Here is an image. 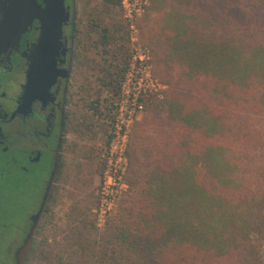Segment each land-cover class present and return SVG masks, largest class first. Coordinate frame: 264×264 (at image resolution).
<instances>
[{
    "label": "trees",
    "instance_id": "16d2710c",
    "mask_svg": "<svg viewBox=\"0 0 264 264\" xmlns=\"http://www.w3.org/2000/svg\"><path fill=\"white\" fill-rule=\"evenodd\" d=\"M150 2L168 90L131 135L132 192L55 264H264V0Z\"/></svg>",
    "mask_w": 264,
    "mask_h": 264
},
{
    "label": "rangeland",
    "instance_id": "374dc122",
    "mask_svg": "<svg viewBox=\"0 0 264 264\" xmlns=\"http://www.w3.org/2000/svg\"><path fill=\"white\" fill-rule=\"evenodd\" d=\"M71 2L79 45V63L82 66L80 69L82 127L78 131L73 129L68 132L61 154L60 173L58 177L57 173L54 175L48 201L35 236L22 253V264H55L56 244L64 248L70 228L78 226L80 219L86 218L98 232L105 230L122 200L132 192L131 160L137 162V159L129 156V145L136 124L147 116L146 101L152 95L163 99L168 90V85L159 75L162 63L156 52L158 54L161 52L154 48L151 39L150 28L154 15L150 13V0H71ZM143 54L147 57V73L159 87L156 90H146L142 94L144 111L136 117L126 149L127 166L123 178L126 189L125 192L122 191L116 205L103 214L100 212L99 189L105 170V153L123 92L131 90L132 87L128 86L130 80L139 72L138 57ZM122 68L124 71L121 73ZM3 161L4 157H0V172L9 170ZM36 174L41 173L36 171ZM14 175L15 179L19 177V184L23 186L25 181L22 180V173ZM12 184L0 179V193L1 196L5 195L1 202L7 205L17 204L15 214L8 218V222L21 225L27 215L26 195L22 191L14 197L11 196L13 194H8L12 192ZM85 205L88 207L86 211ZM24 242L17 248H11L12 264L15 251L23 246ZM8 251L0 248L2 264H8ZM261 253L264 263V243Z\"/></svg>",
    "mask_w": 264,
    "mask_h": 264
},
{
    "label": "flooded vegetation",
    "instance_id": "af4514ba",
    "mask_svg": "<svg viewBox=\"0 0 264 264\" xmlns=\"http://www.w3.org/2000/svg\"><path fill=\"white\" fill-rule=\"evenodd\" d=\"M5 3L6 0H0V8ZM65 6L69 19L62 26L53 68L50 66L48 73L36 71L38 20L32 21L18 38L9 41L7 49L0 51V157H4L9 169L0 172V179L14 183L8 193L12 197L20 191L26 195L28 215L21 225L5 223L1 202L5 195L0 193V246L10 250V254L11 248L20 246L28 235L31 217L47 192L53 172L57 177L60 173L68 132L82 127V66L76 23L71 0H66ZM18 172L25 181L23 186L19 177L15 179ZM14 209L8 214H15Z\"/></svg>",
    "mask_w": 264,
    "mask_h": 264
},
{
    "label": "water",
    "instance_id": "95a60500",
    "mask_svg": "<svg viewBox=\"0 0 264 264\" xmlns=\"http://www.w3.org/2000/svg\"><path fill=\"white\" fill-rule=\"evenodd\" d=\"M65 1L6 0V3L0 8V51L7 49L9 41L18 38L19 34L23 32V29L29 26L32 21L38 20L40 23V36L36 50L39 59H37L38 65L36 71L38 69L40 72L48 73L51 67L53 68V58L58 51L62 26L69 19V12L65 6ZM52 175L51 182L40 208L31 217L32 229L23 246L18 248L14 253V264H22V253L29 247L28 242H31L35 236L38 223L48 201L55 172Z\"/></svg>",
    "mask_w": 264,
    "mask_h": 264
},
{
    "label": "built area",
    "instance_id": "2783aa9c",
    "mask_svg": "<svg viewBox=\"0 0 264 264\" xmlns=\"http://www.w3.org/2000/svg\"><path fill=\"white\" fill-rule=\"evenodd\" d=\"M146 55L138 57V73L124 90L122 102L115 115L113 131L105 153V170L99 189L100 212L110 211L125 192L123 178L126 171V149L131 128L138 114L144 111L141 100L146 90H156L159 85L147 73ZM125 89V87H123Z\"/></svg>",
    "mask_w": 264,
    "mask_h": 264
}]
</instances>
